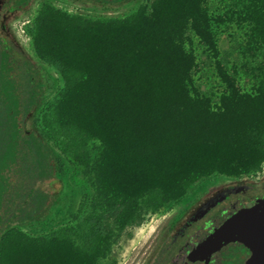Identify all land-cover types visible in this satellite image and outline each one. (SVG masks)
<instances>
[{
	"label": "trees",
	"instance_id": "1",
	"mask_svg": "<svg viewBox=\"0 0 264 264\" xmlns=\"http://www.w3.org/2000/svg\"><path fill=\"white\" fill-rule=\"evenodd\" d=\"M70 1L119 11L138 0ZM236 17L248 26V50L264 49V0H243ZM213 22L202 0H152L150 9L108 23L39 10L33 44L58 65L64 86L53 106L55 126L66 141L100 142L94 205H103L104 231L139 225L201 176L239 174L264 160V60L250 92L217 63L225 89L216 111L210 97L188 88L196 61L185 39L192 32L215 57ZM38 65L0 54V264H97L103 229L83 245L8 234L46 226L65 207L64 159L46 132L26 125L47 99Z\"/></svg>",
	"mask_w": 264,
	"mask_h": 264
},
{
	"label": "rangeland",
	"instance_id": "2",
	"mask_svg": "<svg viewBox=\"0 0 264 264\" xmlns=\"http://www.w3.org/2000/svg\"><path fill=\"white\" fill-rule=\"evenodd\" d=\"M151 1L138 0L130 7L119 11H101L76 5L69 0H36L29 15L18 22V28L31 55L40 64L47 86V99L38 110L34 124L46 132L51 142L59 149L65 162L67 176L65 196L63 195L62 200L65 204L63 211L46 226L16 227L8 233L9 237L24 240L58 236L70 238L76 244L83 245L90 233L92 235L96 229H103V243L97 256V264H139L151 236L156 234L163 220L170 217L174 205L197 198L209 188L232 180L238 181L243 178L260 180L264 176V160L254 169L239 174L213 172L201 176L191 182L181 195L149 212L139 225L126 227L119 232L116 230L112 234L104 231L106 219L104 215L102 216L103 205L101 204L100 208L94 205V201L99 199L94 164L101 149L100 142L96 138L84 136L75 141H66L59 134L52 111L63 90V81L58 65L51 59L39 55L34 47L32 40L34 20L41 8L50 7L67 13L80 23H108L124 20L141 10L150 9ZM242 4L243 0H202L203 8L215 20L213 22L217 46L215 57L192 32H188L184 42L185 48L194 53L196 61L187 82L190 93L210 97L214 111L219 106V95L225 89L217 63L237 80L242 91L250 92L255 85L254 68L264 60V49L256 53L248 50V26L236 17ZM72 143H77V147H73ZM215 211L217 212V206L211 210L212 213Z\"/></svg>",
	"mask_w": 264,
	"mask_h": 264
},
{
	"label": "flooded vegetation",
	"instance_id": "3",
	"mask_svg": "<svg viewBox=\"0 0 264 264\" xmlns=\"http://www.w3.org/2000/svg\"><path fill=\"white\" fill-rule=\"evenodd\" d=\"M35 2L36 0H0V54L24 57L37 64L38 61L31 55L18 28V22L29 15ZM43 79L45 84L44 76ZM36 111L37 107L27 114L28 127L35 126ZM263 193L264 176L260 180L243 178L209 188L197 198L174 205L170 217L163 220L156 234L151 236L139 264H204L186 263L189 250L226 217L239 201ZM215 206L217 212L212 213Z\"/></svg>",
	"mask_w": 264,
	"mask_h": 264
},
{
	"label": "water",
	"instance_id": "4",
	"mask_svg": "<svg viewBox=\"0 0 264 264\" xmlns=\"http://www.w3.org/2000/svg\"><path fill=\"white\" fill-rule=\"evenodd\" d=\"M264 264V193L239 201L186 256V263Z\"/></svg>",
	"mask_w": 264,
	"mask_h": 264
}]
</instances>
